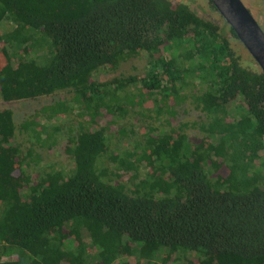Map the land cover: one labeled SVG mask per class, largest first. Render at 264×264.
<instances>
[{"label": "trees", "instance_id": "obj_1", "mask_svg": "<svg viewBox=\"0 0 264 264\" xmlns=\"http://www.w3.org/2000/svg\"><path fill=\"white\" fill-rule=\"evenodd\" d=\"M229 32L168 0H0V101L72 91L19 125L0 111V264H264V72ZM143 54L145 74L98 80ZM193 78L207 88L187 95ZM190 96L197 143L178 123ZM154 108L169 130L114 151L126 118ZM17 133L66 136L73 169L34 177L43 160Z\"/></svg>", "mask_w": 264, "mask_h": 264}, {"label": "rangeland", "instance_id": "obj_2", "mask_svg": "<svg viewBox=\"0 0 264 264\" xmlns=\"http://www.w3.org/2000/svg\"><path fill=\"white\" fill-rule=\"evenodd\" d=\"M222 32L225 34L230 33L229 27H223L221 29ZM230 38H233L231 36ZM239 44V43H238ZM242 43L240 42L239 46L241 48V51L245 55H249L250 53L247 51L246 48L243 49L241 47ZM189 46V45H187ZM183 50V47H181ZM180 48V49H181ZM46 47H36L33 50V56L34 57H40L42 54H45ZM180 51V50H178ZM9 54L12 56L13 63L15 65L19 64L20 56H18L14 51H12L11 48H9ZM150 67V61L149 56L147 54H143L139 57L130 58L120 64V66L116 69H103L100 73H98L97 77L99 81H110L116 77H127L131 75H143L146 72H148ZM206 85L203 81H200V79H190L189 85L186 90V94H192L193 92L195 94H201L203 91L206 90ZM72 98V91H61L56 93L52 96H44L39 98L38 100H22V101H12V102H1L0 101V111L4 109H11L14 112V118L17 125L22 123L27 117H29L31 114L36 113L44 106L51 105L53 103L62 101H69ZM193 99L188 97V100L186 104H184L180 108V114L178 118V123H182L183 121H189L192 122V127L188 130L190 140L193 143L199 142L201 138V133L199 131V127L196 124V121H201L203 117V113L199 108H196L195 104L192 102ZM157 108H154L152 111H149L148 113L145 112V114H142L141 116H138L135 114H130L125 121L126 128L129 132V130H133L132 133L129 132L128 136L121 139L116 138L112 140L111 147L114 151L117 153H121L122 155L125 154L123 151L127 150H135L137 142H141V129L144 126L153 125L156 127H159L162 131H168L169 126L166 121V117L158 115L155 111ZM144 113V112H143ZM76 115L77 112H75L72 115H69V117H60L56 118L55 122L57 125L66 124L69 119H73V124H76ZM69 123V122H68ZM15 142L23 143L24 148H32L34 146V152L36 155H39L40 158L43 160L39 164V166L33 165V168L31 169V174L36 177L38 176L39 172L42 170V168L45 166H55L57 168L65 169V172H69L74 167V162L72 158L66 153L65 148L67 144V137H60L58 139V142L53 147H41L40 145L35 144L34 142H31L27 136H22L20 133H17V137ZM104 164V168L107 167H117V164L112 162L111 159H107V161ZM110 168V169H111ZM133 173H127L122 177V180L124 182H129L131 180V176H133ZM143 174V173H142ZM110 176H113L110 174ZM10 256H5V258H11ZM16 258V255L14 256Z\"/></svg>", "mask_w": 264, "mask_h": 264}, {"label": "water", "instance_id": "obj_3", "mask_svg": "<svg viewBox=\"0 0 264 264\" xmlns=\"http://www.w3.org/2000/svg\"><path fill=\"white\" fill-rule=\"evenodd\" d=\"M264 72V31L241 0H212Z\"/></svg>", "mask_w": 264, "mask_h": 264}, {"label": "flooded vegetation", "instance_id": "obj_4", "mask_svg": "<svg viewBox=\"0 0 264 264\" xmlns=\"http://www.w3.org/2000/svg\"><path fill=\"white\" fill-rule=\"evenodd\" d=\"M174 9L180 5L188 7L197 17L205 22L217 23L220 28L231 26L224 20L215 3L212 0H168ZM251 12L257 23L264 31V0H241ZM229 37L232 36L228 33ZM246 48V47H245ZM248 51V50H247Z\"/></svg>", "mask_w": 264, "mask_h": 264}]
</instances>
